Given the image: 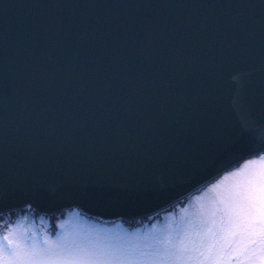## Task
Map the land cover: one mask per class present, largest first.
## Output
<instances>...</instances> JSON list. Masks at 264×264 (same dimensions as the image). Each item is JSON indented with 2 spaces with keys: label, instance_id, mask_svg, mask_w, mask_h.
I'll list each match as a JSON object with an SVG mask.
<instances>
[{
  "label": "snow or ice",
  "instance_id": "1",
  "mask_svg": "<svg viewBox=\"0 0 264 264\" xmlns=\"http://www.w3.org/2000/svg\"><path fill=\"white\" fill-rule=\"evenodd\" d=\"M235 61L264 106V0L0 6V264H264V136L251 118L235 137L213 127V84ZM237 153L254 160L234 167ZM157 167L166 184L139 179ZM45 175L64 189L50 196ZM85 178L94 191L78 193ZM173 186L198 194L143 239L40 227L64 197L124 206Z\"/></svg>",
  "mask_w": 264,
  "mask_h": 264
},
{
  "label": "water",
  "instance_id": "2",
  "mask_svg": "<svg viewBox=\"0 0 264 264\" xmlns=\"http://www.w3.org/2000/svg\"><path fill=\"white\" fill-rule=\"evenodd\" d=\"M206 3L220 2V0H0V6L26 5L36 3ZM26 8H11L9 10L8 21L15 23L20 16L24 15ZM101 12H111L118 10L102 9ZM161 12L163 10H157ZM211 109L213 113V127L219 132H227L233 137L239 133L242 122L251 118L256 123L254 125L258 137L264 136V106L259 97V80L256 73L251 72L244 61H235L225 67L223 72L216 78L211 96ZM12 122L9 121L11 131ZM249 157L242 153H237L231 158V164L236 167ZM216 177L212 174L205 177L199 188L212 182ZM143 182H150L154 185L167 183V176L164 167L152 169L145 176L139 178ZM121 184L129 182L128 177H121ZM45 191L50 196L64 189V184L58 175H45L41 179ZM74 190L81 194L94 191L87 179H80L74 185ZM99 191V189H96ZM196 192L195 189L184 190L181 187L173 186L166 201L154 200L148 195L137 197L135 203L124 206L105 207L88 195H76L58 199L55 206L50 209V214H55L66 209L77 208L83 215L99 219L103 222H113L117 220L139 221L154 217L160 212L181 202L186 197Z\"/></svg>",
  "mask_w": 264,
  "mask_h": 264
},
{
  "label": "rangeland",
  "instance_id": "3",
  "mask_svg": "<svg viewBox=\"0 0 264 264\" xmlns=\"http://www.w3.org/2000/svg\"><path fill=\"white\" fill-rule=\"evenodd\" d=\"M247 159L254 160L253 157H249ZM245 160L242 161L236 167L243 166L245 164ZM257 166H258V161H254L253 164L247 165L249 169H254ZM212 182H210L209 184H211ZM207 185H205L204 187H206ZM204 187L200 189H203ZM197 194L198 192L196 191L190 196L186 197L181 202H178L177 204L160 212L154 217L146 219L143 222L136 223L134 225H128L124 223L122 220H117L113 222L99 221L94 218L83 215L77 208L66 209L63 211V213L59 215L50 214L49 215L50 222H46L43 225H40V221L37 219L36 224L40 225V227L45 231L50 230L52 224H55L56 229L59 231L70 232L74 235H77L80 237H86V238L117 235V236H122L125 238L143 239L144 233L147 231L148 228L152 227L153 225H156L157 227H159V225L165 221L167 213L175 212V216L168 217V219L171 220L174 224L178 223L179 217L181 214H180L179 209L176 207V205H179L180 208H184V205L187 204L190 200H192L193 196ZM202 202L205 204L206 207L210 209L211 206L207 200H204ZM186 211L191 212V209H186ZM189 219L192 220L194 226L200 227L199 220L193 219L191 216L185 217L186 221ZM61 225H63V228L60 227Z\"/></svg>",
  "mask_w": 264,
  "mask_h": 264
},
{
  "label": "trees",
  "instance_id": "4",
  "mask_svg": "<svg viewBox=\"0 0 264 264\" xmlns=\"http://www.w3.org/2000/svg\"><path fill=\"white\" fill-rule=\"evenodd\" d=\"M61 213H63V211H61V212H58V213H56V214H54V215H59V214H61ZM54 215H52V216H54ZM94 219H96V218H94ZM96 220H99V219H96ZM146 220V219H145ZM99 221H101V220H99ZM124 223H126V224H128V225H134V224H136V223H140V222H143L144 220H139V221H125V220H122Z\"/></svg>",
  "mask_w": 264,
  "mask_h": 264
}]
</instances>
